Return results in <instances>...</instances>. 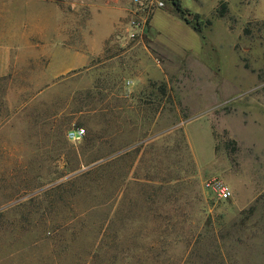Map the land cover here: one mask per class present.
<instances>
[{
  "label": "rangeland",
  "instance_id": "374dc122",
  "mask_svg": "<svg viewBox=\"0 0 264 264\" xmlns=\"http://www.w3.org/2000/svg\"><path fill=\"white\" fill-rule=\"evenodd\" d=\"M140 1L0 0V264H264V0Z\"/></svg>",
  "mask_w": 264,
  "mask_h": 264
},
{
  "label": "trees",
  "instance_id": "16d2710c",
  "mask_svg": "<svg viewBox=\"0 0 264 264\" xmlns=\"http://www.w3.org/2000/svg\"><path fill=\"white\" fill-rule=\"evenodd\" d=\"M169 1L174 5V7L176 8L177 12L181 15L182 19L184 21H186L187 23H190V21L188 19H186V17H185V11L181 8L179 0H169ZM220 16H223V11L220 12ZM193 28L196 31L201 32V30H202L201 23L200 22L195 23V26ZM104 164H100L97 167H101L102 168V167H104ZM107 166H109V165H107ZM83 176H84V174H81V175L76 176L75 178H73V180L71 179L70 181H75L76 182L78 179L82 178ZM68 182L61 183L59 185V187L64 186V185H68V184L72 185L71 187L75 186L74 184H72L74 182H72V183L71 182L68 183ZM92 184H94V183H92ZM74 189H78L76 191H80V189L83 190V185H81V188H76L75 187ZM109 248H111V247H109ZM105 264H146V263H145V261H140V260L136 261V260H134L133 257H131L130 255H127V256H125L123 258H121L119 256L110 257L109 259L105 260Z\"/></svg>",
  "mask_w": 264,
  "mask_h": 264
},
{
  "label": "built area",
  "instance_id": "2783aa9c",
  "mask_svg": "<svg viewBox=\"0 0 264 264\" xmlns=\"http://www.w3.org/2000/svg\"><path fill=\"white\" fill-rule=\"evenodd\" d=\"M135 3H140V0H134ZM154 7L157 8H163L164 7V1L163 0H153ZM149 6H153L151 3ZM84 135V129L75 128L72 130H69L67 132V138L71 141H75L78 139H81V137ZM207 187H211L214 194L218 197V199L222 201H227L231 198V190L226 185L216 183V184H207Z\"/></svg>",
  "mask_w": 264,
  "mask_h": 264
},
{
  "label": "crops",
  "instance_id": "0c3cea01",
  "mask_svg": "<svg viewBox=\"0 0 264 264\" xmlns=\"http://www.w3.org/2000/svg\"><path fill=\"white\" fill-rule=\"evenodd\" d=\"M73 57H71V60H70V62L68 63V62H65V64H64V66H70V67H72L73 66Z\"/></svg>",
  "mask_w": 264,
  "mask_h": 264
}]
</instances>
